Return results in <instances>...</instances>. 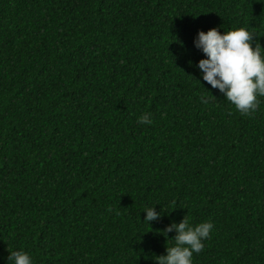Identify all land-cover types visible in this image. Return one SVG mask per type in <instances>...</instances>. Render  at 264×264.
Listing matches in <instances>:
<instances>
[{"label": "trees", "instance_id": "1", "mask_svg": "<svg viewBox=\"0 0 264 264\" xmlns=\"http://www.w3.org/2000/svg\"><path fill=\"white\" fill-rule=\"evenodd\" d=\"M214 27L264 46V0H0V264H158L185 216L193 264H264V97L203 81Z\"/></svg>", "mask_w": 264, "mask_h": 264}, {"label": "clouds", "instance_id": "2", "mask_svg": "<svg viewBox=\"0 0 264 264\" xmlns=\"http://www.w3.org/2000/svg\"><path fill=\"white\" fill-rule=\"evenodd\" d=\"M254 36L245 27L223 33L214 27L199 31L195 39V46L205 54L197 65L203 81L218 89L245 116H251L258 109L259 98L264 97V46L254 43ZM200 100L208 103L204 95ZM138 123L151 124L152 120L144 114ZM144 212L143 220L150 224L162 216L156 207L146 208ZM213 227L210 221L193 224L186 216L178 223L172 222L162 232L167 237L175 230L174 245L168 246L167 242V254L156 256L155 260L158 264H193V255L203 250ZM9 253L7 264H34L32 255L23 249Z\"/></svg>", "mask_w": 264, "mask_h": 264}]
</instances>
